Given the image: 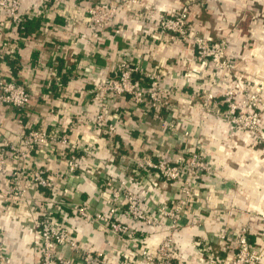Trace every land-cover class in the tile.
Segmentation results:
<instances>
[{"label":"crops","instance_id":"1","mask_svg":"<svg viewBox=\"0 0 264 264\" xmlns=\"http://www.w3.org/2000/svg\"><path fill=\"white\" fill-rule=\"evenodd\" d=\"M19 1L20 12L25 20L24 33L16 41L14 60L0 47V71L11 72L18 83L29 87L32 100L30 108L23 112L12 107H0V140L14 141L20 134L39 128L50 132L54 128V121L58 120L62 124L71 120L78 126V137L99 148L98 157L90 160L94 165L97 166L99 162L105 165L108 160L119 162L120 158L111 153V144L86 124L87 118L91 117L86 116V120L80 118L82 109L90 100L92 89V84L82 74L86 65L84 58L93 49L97 38H100L95 62L106 70L108 65L115 63L119 53L128 50L139 57L145 69L168 70V73L184 75L190 81L185 100L193 103L195 111L182 100H174L172 109L164 114L170 117L174 126L178 125L177 135L182 128L189 130L199 144L207 149L210 161L214 162L215 172L213 177L207 176L203 184L205 186L216 180V186L203 192L206 198L199 203L204 211L196 212L200 214L198 220L175 235L174 263L208 264L207 258L213 255L217 259L215 264H228L234 251L233 243L227 238L222 241L217 236L224 232H238L244 226L249 228L250 244L263 246L264 217H260L258 212L264 214V152L250 134L234 131L227 123L209 114L203 118L198 114L201 97L214 88L211 82L213 74L207 73L200 77L203 68L195 57L190 41L161 33L155 23L146 28L141 13L129 7H122L102 34L84 18L87 2L61 4L57 0ZM147 4L166 15L186 10L194 31L207 40L227 41L226 55L232 63V69L222 83L224 91L234 85L246 91L243 81L251 74L252 78L255 77L253 82L262 89L264 0H147ZM1 21L5 23L3 16ZM8 33L5 29L0 34V41ZM136 37H139L140 43L135 42ZM131 42H135L134 49L128 47ZM49 68L51 75L47 76ZM52 71L62 77L65 89L57 90L54 86ZM136 79L140 81L143 77L138 75ZM62 103H68L70 111L63 109ZM51 105L55 110L53 114L49 113ZM120 110L123 126L129 133L128 140L118 137L123 146L121 155L132 151L148 152V138L153 140L154 150L158 153L170 157L181 155L182 147L176 142L177 135H160L159 122L153 114L139 115L129 105L122 106ZM125 113L128 117L124 118ZM161 141L162 146L157 144ZM53 149L55 152L58 150L56 147ZM35 160L44 162L39 155H36ZM53 164L52 168H55ZM128 166L129 169L133 167L131 164ZM10 169L11 166H8L7 170ZM6 174L0 176V238L10 255L9 264H39L35 250L38 216L31 213L23 199L14 200L11 205L6 203L9 186V175ZM98 176L101 178L102 174ZM139 178L137 181L142 182L146 176L140 175ZM76 182L80 185L79 192L67 194L63 198L65 203L87 202L92 210L102 209L107 204V195L101 190L100 179L85 184L81 179ZM156 191L167 200L175 195V190L168 188L162 180L157 182ZM62 208L67 214L59 215L58 219L69 222L80 234L87 236V245L92 249L105 254L111 248L120 251L118 255L113 253L114 257L108 256L111 264H134L125 258L123 250L126 248L122 241L107 237L96 225L74 217L68 205ZM200 219H203L202 224ZM163 234L162 227L153 231L148 243L150 250L155 249ZM257 238H262L260 243L256 241ZM204 246L208 251H199L198 248L203 249Z\"/></svg>","mask_w":264,"mask_h":264},{"label":"built area","instance_id":"2","mask_svg":"<svg viewBox=\"0 0 264 264\" xmlns=\"http://www.w3.org/2000/svg\"><path fill=\"white\" fill-rule=\"evenodd\" d=\"M57 2H87L84 18L102 34L122 7H129L141 13L146 28L155 23L161 33L189 40L203 68L200 77L207 73L213 74V90L201 97V110L198 113L201 118L209 114L229 126L256 129V115L241 113L245 107L256 111L259 109L260 104L254 96H245L238 105L232 91L220 96L215 94L214 89L225 81L232 69V63L226 55L227 41L207 40L194 31L186 10L166 15L148 6L147 0ZM20 6L19 0H0V18H5V23H0V34L5 29L9 31L7 37L0 41V47L13 60L16 41L24 33L25 20ZM99 40L97 38L93 49L84 58L86 65L82 74L88 78L92 89L90 100L82 109L80 118L86 120V116L91 117L87 118L86 124L111 144V153L120 158L119 162L108 160L105 165L101 162L94 165L90 160L98 157L99 148L85 143L83 137L79 138L78 126L71 120L62 124L58 120L54 121V128L50 132L39 128L20 134L14 141L0 140V176L9 175L6 203L11 205L14 200L23 199L31 213L37 214L35 250L39 264H111L108 256L114 257V254L120 253L111 248L105 254L88 246L87 236L80 234L69 222L58 219L59 215L67 214L62 208L66 205L71 208L74 217L96 225L107 237L122 241L126 248L123 252L129 262L175 264V235L198 220L200 214L196 212L204 211L199 203L206 198L203 192L216 186V180L205 186L203 184V180L207 176L213 177L215 172L214 162L210 161L207 149L199 144L189 130L182 128L178 136V125L174 126L170 117L164 114L172 109L174 100H182L195 111L193 103L185 100L190 81L186 76L173 75L168 70H147L141 65L139 57L128 50L119 53L115 63L108 65L106 70L95 62V56L99 53ZM135 42L140 43L139 37L135 38ZM135 42L129 44V49L135 48ZM50 71L51 68L47 76L51 75ZM53 72L54 86L57 90L65 89L62 77ZM138 75L143 79L137 80ZM31 100L29 87L18 83L11 72L0 71V107H12L23 112L30 108ZM124 105H129L139 115L153 114L159 122L160 135H177L176 142L182 147L181 155L170 157L158 153L154 150L156 147L151 138L146 140L148 152L132 151L121 155L123 146L118 137L128 140L129 134L123 126L120 110ZM52 106L49 108L50 114L55 111ZM61 106L70 111L68 103H62ZM125 116L128 117V114L125 113ZM157 144L162 146L163 142ZM54 147L58 149L57 152ZM36 155L43 157L44 162H37ZM52 164L56 167L52 168ZM128 164L133 167L129 169ZM8 166H11L9 171ZM100 174L101 178L98 176ZM140 175L146 176L142 182L137 181ZM79 179L84 184L87 181H102L101 190L107 195V204L102 209L92 210L87 202L65 203L63 198L67 194L79 192L80 185L76 182ZM159 180L175 190L174 197L167 200L156 191ZM258 214L264 217L263 212ZM199 221L203 223V219ZM160 227L164 229L163 237L155 249L150 250L148 243L152 233ZM248 236V226L235 233L224 232L217 236L222 241L227 238L233 243L234 251L228 264H260L259 253L256 246L250 244ZM261 239L257 238L256 241L260 243ZM198 249L201 252L208 251L206 246ZM9 260L10 255L0 238V264H9ZM207 262L215 264L217 259L210 255Z\"/></svg>","mask_w":264,"mask_h":264},{"label":"rangeland","instance_id":"3","mask_svg":"<svg viewBox=\"0 0 264 264\" xmlns=\"http://www.w3.org/2000/svg\"><path fill=\"white\" fill-rule=\"evenodd\" d=\"M251 75H249L250 77L248 79H245L243 81V83H244V85L246 87V91L241 90L239 85H237V86L234 85L233 88H227L224 91V89H222V83L223 82L221 84L219 83V85L214 90H215V94L217 96L224 95L225 92H227V91H232L233 97L235 99V103L238 104V105L241 104L240 102L242 101V99L245 96H247V97L254 96L258 100V102L260 104V107H259L260 110L257 109V111H256V110H252V109H247V107H245L242 110V112H241V113H244V114L256 115V117H257V127H256V129L248 130V129H243V128H239V127H236V126H230V127L234 131L245 132V133L250 134L251 136H253L255 144L257 146H259V148H261V150H263V152H264V129H262V125H263V122H264V93H263L264 92V83L261 82L260 85H261L262 89L260 90L259 89L260 87L257 86L253 82L255 77L252 78ZM259 80H261V79L259 78ZM217 90H219L220 92L217 93ZM255 249L259 253L260 264H264V253H263L264 245L263 246H259V247H255Z\"/></svg>","mask_w":264,"mask_h":264},{"label":"trees","instance_id":"4","mask_svg":"<svg viewBox=\"0 0 264 264\" xmlns=\"http://www.w3.org/2000/svg\"><path fill=\"white\" fill-rule=\"evenodd\" d=\"M24 29H25V23H24ZM254 246V245H253Z\"/></svg>","mask_w":264,"mask_h":264}]
</instances>
